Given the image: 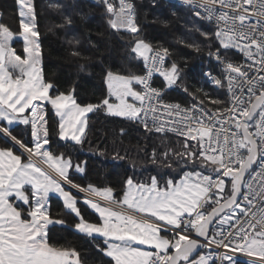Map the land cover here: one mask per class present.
I'll use <instances>...</instances> for the list:
<instances>
[{
	"label": "snow or ice",
	"instance_id": "6c2138e0",
	"mask_svg": "<svg viewBox=\"0 0 264 264\" xmlns=\"http://www.w3.org/2000/svg\"><path fill=\"white\" fill-rule=\"evenodd\" d=\"M184 2L202 8L206 13L203 18L216 24L213 33L202 35L209 40L215 37L224 50H240L264 70V22L261 19L264 18V0ZM102 3L112 16L109 20L112 29L139 32L130 0H118V8L110 0H102ZM18 5L23 57L11 47L14 33L9 27L0 25V122H3L0 133L10 137L13 147L19 145L23 150L15 154L12 147L0 148V264H81L75 249L49 243L48 226L65 223L63 219L50 217V193L62 197L67 214H74L76 230L89 237L96 234L103 238L105 247L97 244V248L111 258L110 264H208L211 257L194 256L198 248L207 245L193 238V233L208 244L239 249L256 257L251 264H264V203L256 212H251L250 219L237 221L239 227L235 234L228 233L235 248L224 239L216 238L221 232L211 237L208 232L213 217L225 207L231 208L233 213L239 209L248 216L251 208L256 207L257 198L264 202V76L250 77L242 65L224 58L227 51L221 53L217 48L209 55L224 65L233 105L205 110L195 104L184 108L180 104L165 103V89L153 87L151 78L158 72L166 81L165 88L171 87L179 78L178 66L172 63L169 68L165 67L168 49L153 50L143 40H137L131 51L143 58L146 73L125 76L107 72L108 96L98 104L82 106L71 92L50 95L54 85L45 80L40 67V33L32 0H18ZM196 15H200L199 11ZM253 16L257 18L256 23L246 22ZM215 82L221 84L218 79ZM133 84L140 86L139 90ZM234 86L240 88V95L233 93ZM244 86L249 93L246 99L241 98ZM113 96L118 103H110ZM129 97L134 103L128 102ZM135 102H139L138 105ZM209 102L222 103L218 99ZM45 103L50 104L60 118L56 135L61 140L82 143L87 125V120L83 119L85 114L106 109L113 116L139 118L137 122L148 132H173L184 137V150L174 155L196 168L183 173L179 182L167 179L162 185L155 176L148 184L128 178L120 198L114 196L110 187L76 184L69 176V169L74 167L77 172L84 169L44 147L50 143ZM254 117L257 118L254 120ZM14 123L30 126L31 145L12 135L10 129ZM250 128L255 130L249 131ZM25 152L27 158L22 159ZM167 155L164 153V166L170 168L172 164L167 162ZM152 156L155 162V153ZM258 156L259 170L249 172ZM225 177L229 178L227 185ZM65 185L85 193L82 203L98 213L102 223L84 219L78 206L81 198L74 196ZM245 187L247 193L242 195ZM238 197L247 207L238 202ZM221 200L225 202L221 204ZM205 205H209V209L201 211ZM229 219L230 216L225 215L219 223L224 224ZM144 245L150 250L140 247ZM222 259L232 261L227 254H223Z\"/></svg>",
	"mask_w": 264,
	"mask_h": 264
},
{
	"label": "trees",
	"instance_id": "16d2710c",
	"mask_svg": "<svg viewBox=\"0 0 264 264\" xmlns=\"http://www.w3.org/2000/svg\"><path fill=\"white\" fill-rule=\"evenodd\" d=\"M130 1L139 27L136 34L112 29L109 24L111 16L99 4L85 0H32L40 33L41 69L45 80L54 85L51 94L71 92L82 106L100 103L108 96L107 72L143 75L144 61L131 51L137 40H143L153 50H169L166 68L172 63L178 66L179 78L175 85L165 88L166 81L162 76L156 80V85L165 89L166 101L199 104L207 110L224 108L227 105L224 92L211 88L204 79L205 71L213 70L209 52L220 48L221 53L227 51L225 58L228 60L237 59L240 54L233 49L224 50L215 37L209 40L202 35L213 33L216 26L203 16H197L190 8L164 0ZM18 10V0H0V25L9 27L15 35L21 31ZM13 47L17 54L24 56L22 41L14 42ZM210 99H218L222 103L213 105ZM45 113L50 141L48 149L53 155L70 159L74 166L83 164V172H77L74 167L69 171L70 178L81 186L110 187L114 196L120 198L128 178L149 183L155 176L162 185L167 179L178 181L183 173L196 168V165L184 163L174 155L184 150V137L148 132L138 120L112 116L106 109H95L88 116L83 142L74 144L56 135L59 119L50 104H45ZM10 130L23 143L31 145L30 126L17 125ZM0 147H12L15 153L20 154L19 148L13 147V143L1 134ZM164 153L168 154L166 159L172 164L170 168L164 166ZM225 192L226 197L228 187ZM49 206L53 220L65 221L48 227L50 244L75 249L81 264H110L111 258L97 248V244L105 247L103 239L76 231L73 227L76 218L74 214H67L61 199L50 196ZM78 206L86 221L100 222L82 201ZM208 209L209 205H206L205 211ZM217 230L218 227L213 235Z\"/></svg>",
	"mask_w": 264,
	"mask_h": 264
},
{
	"label": "built area",
	"instance_id": "2783aa9c",
	"mask_svg": "<svg viewBox=\"0 0 264 264\" xmlns=\"http://www.w3.org/2000/svg\"><path fill=\"white\" fill-rule=\"evenodd\" d=\"M85 1L90 2V3H94V4L102 5L104 7L105 11L107 12L106 6H105L104 3H102V0H85ZM164 1H166V2H168L170 4H175V5L182 6L184 8H190L195 13L197 11H199V13H200L199 16H203L204 17L206 15V13L204 12V10L202 8H197V7H194L193 5H189V4L185 3L184 0H164ZM110 2H112L118 8V0H110ZM108 14L111 16L110 13H108ZM111 18H112V16H111ZM256 19L257 18L255 16H253L250 21H246V22H250V23L254 24V23H256ZM261 19H262V22H264V18H261ZM135 22H136V20H135ZM211 23H213L216 26V24L214 22H211ZM115 31H117V30H115ZM118 32H122V33H126V34H136V33H130V32H128L126 30H123V29L119 30ZM232 49L235 50L240 55H238L237 59L229 60V61H231L234 64L242 65L243 66V70L247 71L248 75L250 77H252V78H257L259 76H264V70H261L262 66L260 64L254 63L252 60L247 59V57L244 55V53L241 52L240 50L235 49V48H232ZM149 55H151V54H149ZM256 59L258 60L259 56H257ZM209 60H210V63L212 64V66H213V70L205 71L204 79L207 81L208 85L211 88H213V89H215L217 91H221L222 90L224 92V96H225V100H226V104H227L224 108L231 107L233 105L234 101L232 99V93H230L228 88H227V80H226V76H225V72H224V65L222 63H220L214 56H209ZM166 65H167V57H165V67H166ZM146 71H147V69L145 68V71H144L143 75L146 73ZM232 75L236 76L237 74L233 73ZM158 77H161V75L158 72H154L153 76L151 78V85L153 87L159 88L156 85V80H157ZM217 79L221 81V84H217L215 82ZM239 83H240V80L238 78L237 84H239ZM233 93H235L237 95H240L241 94L240 93V88L234 86ZM248 95H249V93L247 92V86H244V91H243V94H242L241 98L242 99H246L248 97ZM163 100H164L165 103L180 104V103H177V102L166 101L165 100V92H163ZM180 105L182 107H184V108H188V107H191L193 104H190V105L180 104ZM195 105H197L198 107H202L199 104H195ZM202 108H204V107H202ZM221 109H223V108H221ZM205 110H207V109H205ZM257 116H258V113H257ZM256 118L257 117H255V119ZM171 119H179V117H172ZM148 122H149V124H151V120L150 119H149ZM139 124L141 125L142 128H144V126L141 123H139ZM177 126L179 127V125H177ZM254 130H255L254 128H250L249 129V131H254ZM166 134L182 137V136H180V135H178L176 133H173V132H167ZM257 144L258 145L260 144L259 140H257ZM258 153H259V148H258ZM259 164H260V158L258 156L257 162L254 164V166H253V168L251 169L250 172L258 171L259 170ZM247 179H249L248 175L246 176L245 180H247ZM246 193H247V188L245 187V188H243L242 195L246 194ZM240 203H243V205L245 207H247L246 202H244L242 199L240 200ZM262 203H264V202H261L259 200V198H257L256 207L251 208L248 216H245L240 211L236 215L234 220H232L229 224H221L218 227V230L216 231V233L217 232H221V235H218L216 238L217 239H224L225 243H230L231 244L232 242H234L233 238L228 236V233L232 232L233 234H235V232L237 231V229L239 227L237 221L243 222V221H246V220L250 219L251 218V212H256L257 209L261 207ZM204 245H207V246L204 247V251L206 252V257H211V259L208 260V262L210 264H225V261L222 259V255L225 254V253H228V254L236 256V257L238 256V257H242V258H250V257H247L245 255H241L239 253L231 251L229 249H225L223 247H217L216 244H214V243L213 244H208L207 241L204 242Z\"/></svg>",
	"mask_w": 264,
	"mask_h": 264
},
{
	"label": "rangeland",
	"instance_id": "374dc122",
	"mask_svg": "<svg viewBox=\"0 0 264 264\" xmlns=\"http://www.w3.org/2000/svg\"><path fill=\"white\" fill-rule=\"evenodd\" d=\"M18 9H19V6H18ZM138 55V54H137ZM139 56V55H138ZM142 58V57H141ZM143 59V58H142ZM106 84H107V82H106ZM111 98H114L115 99V97L113 96V97H110V103H112V101H111ZM128 102L129 103H134V101L131 99L130 101L128 100ZM115 103H118V101H116ZM135 103H137V105H138V103L139 102H135ZM94 111V110H93ZM92 111V112H93ZM91 112V113H92ZM90 113V114H91ZM89 114V115H90ZM89 115H87V118H86V120H87V125H88V116ZM113 116V115H112ZM117 117H121V116H117ZM122 118H126V117H122ZM59 119V118H58ZM87 125H86V127H85V131H84V135H83V137H82V141H83V139L85 138V134H86V130H87ZM7 137V136H6ZM7 138H9L10 139V137H7ZM11 140V139H10ZM63 141H65V142H71V143H74V144H76L75 142H72V141H69V140H63ZM13 142V141H12ZM14 143V142H13ZM16 146H18L19 147V145H16ZM45 148H48V144L47 145H45L44 146ZM80 167H82L83 168V164L82 165H80ZM197 170H199V169H197ZM191 171V170H190ZM182 178V177H181ZM180 178V179H181ZM179 179V180H180ZM179 180L178 181H176V182H179ZM225 181H226V185H227V183H228V180L227 179H225ZM150 183V182H149ZM145 184H148V183H145ZM227 187V186H226ZM75 191H77V192H79L77 189H75V188H73ZM79 193H81V192H79ZM81 194H83V193H81ZM225 194H226V192H225ZM224 194V195H225ZM85 195H83L82 196V198L84 197ZM224 201V200H223ZM222 201V202H223ZM221 203V202H220ZM242 205H243V203H241ZM206 206V205H205ZM201 211H205V207L203 208V209H201ZM240 212V210L239 209H236V211H235V213H233L232 212V209L230 210V211H228L226 214H224L218 221H217V223H216V225H215V228L216 227H219L221 224L219 223V221L225 216V215H229L230 216V219L229 220H227V221H225V223L224 224H229L232 220H234V218L236 217V215L238 214ZM231 245H232V247L233 248H235V242H232L231 243ZM231 251H234V252H236V253H239V254H241V255H245V256H247V257H250V258H242V257H236V256H233V255H230V254H228V253H225V254H227V255H230L231 257H232V261H226V260H224L225 261V263L226 264H233V262H234V264H238L239 262H248V263H251L252 261H255V260H257V258L256 257H254V256H248V255H246L245 253H244V251H242V250H239V249H236V250H231ZM200 255H203V256H205L206 257V252H202ZM198 258V257H197ZM209 264V263H208Z\"/></svg>",
	"mask_w": 264,
	"mask_h": 264
},
{
	"label": "crops",
	"instance_id": "0c3cea01",
	"mask_svg": "<svg viewBox=\"0 0 264 264\" xmlns=\"http://www.w3.org/2000/svg\"><path fill=\"white\" fill-rule=\"evenodd\" d=\"M19 6V5H18ZM16 41H22L23 42V39H22V36H20V35H15L14 34V37H13V40L11 41V47H13V44H14V42H16ZM14 48V47H13ZM15 49V48H14ZM24 55H25V53H24ZM23 57V56H22ZM40 67H41V64H40ZM133 87L134 88H136L137 90H139V87H138V85H135V84H133ZM52 91V90H51ZM51 91H50V95H51ZM132 98L131 97H129L128 98V100L130 101ZM111 101H112V103H115L116 102V100L114 99V98H111ZM45 104H48V103H45ZM45 104H44V111H45ZM79 104V103H78ZM54 110V109H53ZM54 112H55V110H54ZM91 112H89V113H87V114H85V116L83 117V119H86L87 118V115H89ZM58 117V116H57ZM59 118V117H58ZM60 119V118H59ZM3 122H0V124H2ZM17 125H23V124H18V123H14L12 126H11V129L13 128V127H15V126H17ZM69 141H71V140H69ZM72 142H75V141H72ZM18 147V146H17ZM1 148V147H0ZM19 148V147H18ZM19 151L20 152H22L23 150L22 149H20L19 148ZM15 153V152H14ZM15 154H17V153H15ZM27 158V153L25 152L24 154H23V157H22V159H26ZM34 160H36L37 158H33ZM41 167H43V168H47V166L46 165H43V164H41ZM49 171H51V170H49ZM69 171H70V169H69ZM53 175H55V173H53ZM96 187V186H95ZM65 188L67 189V190H70L71 192H72V194L74 195V196H78L79 198H81V201H82V196L81 195H79L76 191H74V189L73 188H70L68 185H65ZM97 188H99V187H97ZM50 196H55V197H57V198H59V199H61L62 200V197H60L57 193H50L49 194V197H48V200H49V198H50ZM63 201V200H62ZM90 208V207H89ZM90 210L91 211H93L98 217H99V219H100V222L99 223H96V224H100V223H102V219L100 218V216H99V214L98 213H96L93 209H91L90 208ZM22 215H23V213H22ZM90 223H92V222H90ZM53 224V223H52ZM51 225V224H50ZM49 225V226H50ZM48 226V227H49ZM76 230V229H75ZM76 231H78V230H76ZM79 232V231H78ZM82 234V233H81ZM164 234H166V233H162V235H164ZM85 235V234H84ZM87 236V235H86ZM92 237H97V238H101V239H103L102 237H99L98 235H96V234H94ZM140 247H142V248H145L146 250H150V249H148L147 248V246L146 245H144V246H140Z\"/></svg>",
	"mask_w": 264,
	"mask_h": 264
},
{
	"label": "water",
	"instance_id": "95a60500",
	"mask_svg": "<svg viewBox=\"0 0 264 264\" xmlns=\"http://www.w3.org/2000/svg\"><path fill=\"white\" fill-rule=\"evenodd\" d=\"M253 119H255V117H254ZM250 123H251V122H250ZM257 151H258V149H257ZM257 159H258V158H257ZM253 166H254V164L252 165V168H253ZM252 168H251V169H252ZM251 169H249V172L251 171ZM247 175H248V173L245 174V178H246ZM226 179L229 180V178H227V177H226ZM242 191H243V188H242ZM240 200H241V198L238 197V202H240ZM224 202H225V201L221 202V204H223ZM217 207H218V205H217ZM230 210H231V208L225 207V208L223 209V211H222L219 215L213 217L211 223L209 224V229H208L209 237H210V235H211V233H212V231H213V229H214V226L216 225L217 221H218V220H219L224 214H226V213H227L228 211H230ZM193 238L198 239L202 245H204V242H206V241L204 240L203 237H196L194 234H193ZM203 250H204V247H200V248H198V249H197V253H194V256H197V257H198V255H200V254L202 253Z\"/></svg>",
	"mask_w": 264,
	"mask_h": 264
}]
</instances>
